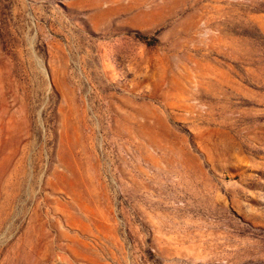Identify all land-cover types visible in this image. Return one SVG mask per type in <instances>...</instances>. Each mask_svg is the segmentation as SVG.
Listing matches in <instances>:
<instances>
[{
    "label": "rangeland",
    "instance_id": "rangeland-1",
    "mask_svg": "<svg viewBox=\"0 0 264 264\" xmlns=\"http://www.w3.org/2000/svg\"><path fill=\"white\" fill-rule=\"evenodd\" d=\"M0 264H264V0H0Z\"/></svg>",
    "mask_w": 264,
    "mask_h": 264
}]
</instances>
